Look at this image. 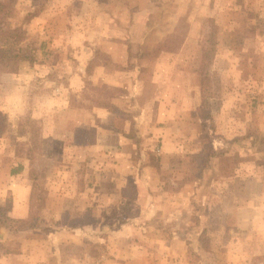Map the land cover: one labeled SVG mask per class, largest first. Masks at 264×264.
Masks as SVG:
<instances>
[{"label": "rangeland", "instance_id": "1", "mask_svg": "<svg viewBox=\"0 0 264 264\" xmlns=\"http://www.w3.org/2000/svg\"><path fill=\"white\" fill-rule=\"evenodd\" d=\"M0 3V183L10 180V168L27 163L24 180L32 193L23 222L37 230H26L22 238L2 236L1 264H109L120 242L154 240L156 235H113L133 214L127 203L131 197L146 191L162 195L161 184L153 190L122 186L136 176L165 182L170 200L183 192L178 212L175 204L167 215L158 212L142 223L161 230L158 237L181 239L185 264H232L224 252L212 250L210 232L223 225L215 218L217 202L238 194L237 187H246L240 194L264 213V0ZM122 38L130 41L126 51L118 44ZM131 67L139 68L135 97L114 88L129 87ZM82 73L83 86L77 87L84 89L71 92L72 106L83 102L89 112L102 104L112 109L115 103L123 114L114 120L119 128L129 129L138 105L158 87L172 104L176 93L184 96V105L168 109L183 119L182 137L171 134L166 145L155 137L135 141L130 132L120 165L106 151L70 148L62 94L72 76ZM108 120L112 125L113 116ZM51 133L58 138L50 139ZM95 133L87 130L85 142H92ZM115 165L119 172L107 174ZM97 167L116 183L114 194L101 196L92 186ZM77 182L88 189L85 202L77 195L79 184L73 189ZM6 197L4 208L10 209L13 200ZM113 199L122 202L113 205ZM64 228L74 232L61 237ZM50 231L57 232L50 237L57 244L55 254L47 245ZM217 237L215 247L221 243ZM259 237L263 247L253 246L252 258L243 264H264V234ZM20 250L23 260L15 255ZM163 253L166 261L170 254Z\"/></svg>", "mask_w": 264, "mask_h": 264}, {"label": "crops", "instance_id": "2", "mask_svg": "<svg viewBox=\"0 0 264 264\" xmlns=\"http://www.w3.org/2000/svg\"><path fill=\"white\" fill-rule=\"evenodd\" d=\"M129 40L122 38L118 41V44L126 47L127 43L129 44ZM126 56L128 53L125 52ZM81 70V68H80ZM139 68L138 67H131V71L134 73L129 74V87H114L116 89L127 90L130 96L135 97L139 87H136V78ZM85 74H74L71 78V87H66L62 94L64 100V108L68 111V118H66V133L64 138L68 140V144L70 148L74 147L75 149H80L82 152L87 150V147H90L92 151H106L107 153H111L115 155L120 162H123L126 158V151L125 148L130 145L131 140L128 134L131 132L135 135L137 140H152V138L160 139L161 144H168L170 139L172 138L171 134H175L174 137L176 139L178 137H182L183 130V119L179 120L178 113L175 114V117L168 109L172 107H179L181 104H185L184 96L179 98L178 93H176L174 103L169 101L168 97L162 91V87H158L159 89L155 92L154 95L150 96L148 102L144 103L142 106L138 105L139 111L136 115L133 116V121L129 124V129L124 127L119 128L117 127L114 120L120 121L122 117V112L120 108L113 103L112 109H110V105H99L97 108H92V111L87 112L86 106L83 102L72 106V101H70L71 92H78L83 90L84 87H77L82 84L83 86V78ZM131 76H134L131 78ZM132 79V80H131ZM135 81V82H134ZM123 91V93H124ZM129 96V97H130ZM120 98H123L121 95ZM88 114L90 117H88ZM113 116V123H108L109 117ZM184 116V115H183ZM170 118V119H169ZM93 120H99L95 122ZM176 120V121H175ZM108 123V124H107ZM93 129V132H96L94 135V139L92 142L86 143L85 138L87 137V130ZM95 130V131H94ZM49 138V137H47ZM58 137L50 134V139H57ZM179 139V138H178ZM78 140V141H77ZM83 140V141H82ZM77 141V142H76ZM52 144V140L48 142L50 146ZM165 145H162L164 147ZM79 151V152H81ZM162 151V150H161ZM177 149L174 150L177 154ZM104 153V152H103ZM27 163H19L18 168H10L8 171V177L10 180L5 183H0V207H4L7 202V194L11 196L13 203L12 207L7 212V216L16 219L19 221H23L27 219L29 216V201L30 195L32 193V186L24 180V172L27 169ZM120 165V164H119ZM125 165V164H124ZM112 171H107L111 173L119 172V166L115 165ZM131 169V167H129ZM134 169V168H133ZM145 172V169H144ZM96 180L94 182V186L98 192H102L101 196L112 195L117 188L116 183L113 181L110 182V177L108 179L105 178L103 175V171L96 168ZM114 175V174H113ZM136 176V174H135ZM143 177V174H140ZM145 178V176H144ZM92 181L94 178L91 179ZM79 184V188L76 190L78 191L77 195L80 196L83 202L87 201L88 193L87 190L77 182L73 186V189H76ZM86 184V188H88L89 183L84 181V185ZM93 184V183H92ZM121 184V183H120ZM161 184L162 187V195L160 198L154 197L153 194L146 191L145 195L140 193L135 194L131 197L127 203L130 208L133 209V214L131 216L128 215L124 219V223H122L121 227H117L115 231H113L114 236L124 235L125 233L129 236H138V235H146V237H152L156 235L157 237L153 239L146 238L142 240L143 242L135 243L134 240L132 243L125 246L123 242H116L118 244V248L116 249V253L114 254L116 259L121 260L120 262L114 261L110 262L109 264H166L168 261L173 262V264H185L183 262V256L181 252H183V248L185 247V243L181 241L179 238L173 239H163L161 236L163 232L161 230L154 229L150 226V222L148 224H143L142 221H151L152 216H156L159 214L162 217V213L164 212L167 215L170 211L174 210V206L176 204V212H178L177 204H181L183 202V193L182 191L176 192V197H171V200L168 198V187L165 185V182H155L153 180L148 179H140L139 177H135L134 180L132 178L130 180H125L122 186H131L136 189H143L146 188H153L157 185ZM71 186V187H72ZM121 185H119L120 188ZM178 186V185H177ZM111 189L112 191L109 192L108 190ZM239 191L242 189L246 190V187H237ZM84 191V192H83ZM96 191L97 194H99ZM233 195V196H223L220 198L219 202H217L218 212L215 215V218L219 219V227L221 224L222 228L220 230L212 231L210 246L212 250H217L218 252H224L226 256V260L228 262H232V264H243L246 260L252 258L250 251H253V246L260 249L263 247V242L261 241V237L259 235L264 234V213L263 211L260 212L259 208L255 206V204L249 201V197H243L240 194ZM228 195V194H227ZM181 199V200H180ZM122 201H112L113 205H117ZM205 202V198L203 200H199L198 204L202 206ZM124 203V202H123ZM83 209V208H81ZM264 209V208H263ZM211 211V210H210ZM209 211V217L212 218V214ZM221 223V224H220ZM179 227V226H178ZM34 232H37L35 229H27ZM87 230V229H86ZM39 231V230H38ZM71 231V230H69ZM76 231V230H75ZM74 232V231H71ZM71 232H68L66 228L61 230V233H58L61 237H69L71 236ZM82 232V231H80ZM179 230L176 232H172L173 235H176ZM26 230L22 231H11L6 227L0 226V239L2 236H10L15 238H22L24 234H26ZM125 234V235H126ZM224 234V235H218ZM57 235L56 231H50L48 235V248L49 251L55 254L57 244L51 243L50 237L53 238ZM96 235L98 231H96ZM178 235V234H177ZM218 237H217V236ZM5 237V238H6ZM218 238L219 247H215L214 240ZM249 240H252L249 242ZM54 244V245H53ZM245 244L249 246H244ZM42 245L40 246V250ZM150 248L154 251L151 253L149 250ZM180 252H179V251ZM126 254V257H121L120 253ZM147 252H149L147 254ZM163 252L170 254L167 257L166 261H163V256L165 255ZM16 257L19 259H25L24 250H20L15 254ZM170 256H173L171 259ZM179 258V260H177ZM2 256H0V264L2 261ZM174 259V260H173ZM123 262V263H122Z\"/></svg>", "mask_w": 264, "mask_h": 264}, {"label": "trees", "instance_id": "3", "mask_svg": "<svg viewBox=\"0 0 264 264\" xmlns=\"http://www.w3.org/2000/svg\"><path fill=\"white\" fill-rule=\"evenodd\" d=\"M2 6L3 5L0 3V8H2ZM8 211H9L8 208L0 207V226L6 227L14 232L36 228L32 223L26 224L23 221H19L8 217L7 216Z\"/></svg>", "mask_w": 264, "mask_h": 264}]
</instances>
